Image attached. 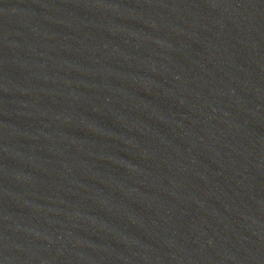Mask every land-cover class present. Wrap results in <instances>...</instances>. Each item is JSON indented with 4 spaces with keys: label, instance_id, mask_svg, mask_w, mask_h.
<instances>
[{
    "label": "water",
    "instance_id": "water-1",
    "mask_svg": "<svg viewBox=\"0 0 264 264\" xmlns=\"http://www.w3.org/2000/svg\"><path fill=\"white\" fill-rule=\"evenodd\" d=\"M0 264H264V0H0Z\"/></svg>",
    "mask_w": 264,
    "mask_h": 264
}]
</instances>
